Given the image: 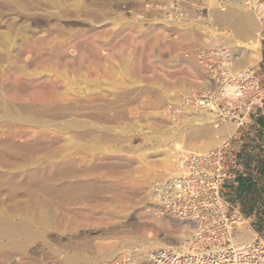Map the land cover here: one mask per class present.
<instances>
[{
	"label": "rangeland",
	"instance_id": "obj_1",
	"mask_svg": "<svg viewBox=\"0 0 264 264\" xmlns=\"http://www.w3.org/2000/svg\"><path fill=\"white\" fill-rule=\"evenodd\" d=\"M139 2L0 0V168L8 178L0 183L1 211L9 215L20 206H31L28 189L41 198L49 196L46 201L54 209L81 200L106 207L99 214L105 222L100 227H33L37 237L32 243L24 250H1L0 264H115L126 250L142 254L145 249L152 253L183 246L174 233L182 222L157 216L159 205L151 197L153 183L169 177L178 157L162 176L155 175L158 166L174 145L207 152L226 132L219 134L199 114L173 122L165 109L189 90L201 89L207 79L195 57L202 44L213 40L204 38L202 20L216 27L218 37L235 44L239 57L241 51L244 56L254 54L257 58L249 69L264 81V17L262 21L256 17L257 9L264 16V0H243L248 3L244 7L234 0H191L197 19L188 22V30L161 20L141 21L136 16L141 12ZM189 51L194 64L184 56ZM74 127L82 128L86 139H102L107 154L91 166L101 179L86 193L47 194L43 181L61 172L49 168L42 152L54 145L62 128ZM25 130L34 143H27ZM261 137L248 159L255 170L264 165ZM32 161L41 171L33 178ZM141 161L150 163L155 176L142 172ZM68 171L83 170L70 166ZM135 178L143 179L138 191L130 185ZM117 199H124L123 208ZM156 217L171 226L167 230L156 226L151 222ZM246 225L241 242L264 241Z\"/></svg>",
	"mask_w": 264,
	"mask_h": 264
},
{
	"label": "built area",
	"instance_id": "obj_2",
	"mask_svg": "<svg viewBox=\"0 0 264 264\" xmlns=\"http://www.w3.org/2000/svg\"><path fill=\"white\" fill-rule=\"evenodd\" d=\"M190 6L191 0H142L138 16L145 23L161 20L173 25L177 14H181L192 23L197 15ZM206 45L195 57L217 89L179 98L168 105V115L172 119L188 116L191 114L187 108H194L214 129L230 131L218 137L219 144L212 150L183 156L175 178L154 188L161 200L160 213L190 223L193 240L184 248L155 251L151 264H264V241L255 238L238 242L247 219L222 197L223 186L232 177L240 145L237 142L255 110L263 105L264 81L250 69L245 74L242 68L232 71L237 68L235 44L223 39L213 46ZM136 254L135 250L125 251L115 264H136Z\"/></svg>",
	"mask_w": 264,
	"mask_h": 264
},
{
	"label": "bare ground",
	"instance_id": "obj_3",
	"mask_svg": "<svg viewBox=\"0 0 264 264\" xmlns=\"http://www.w3.org/2000/svg\"><path fill=\"white\" fill-rule=\"evenodd\" d=\"M234 1L240 7H242V6L244 7V5L248 4V3L242 2L243 0H234ZM141 2H142V0H140V2H139L140 7H141ZM261 13L262 12L260 11V9L259 10L257 9L256 17L258 18L259 21H262L263 20L262 17H264L263 15H261ZM136 16H138L137 13H136ZM199 18L201 19V17H199ZM258 20H257V22H258ZM202 23H203L202 25L205 26V31L203 33L204 38L208 39V40L210 38H213V40H211V42H210V45L208 44V46H211V45L213 46V44H217L218 41H223L222 36L218 37L216 35V33L218 31H217L216 27L213 26V24H211L209 21L206 22L204 20H202ZM258 24L260 25L259 22H258ZM210 25H212V26H210ZM173 26H183L182 27V28H184L183 30H188V28L190 27V26L186 27V26H188V22L185 21L184 15H181V14H177V16L174 19ZM258 28L260 29V26ZM205 32H206V34H205ZM206 46H207L206 44H202V46L200 47L199 50L206 48ZM167 47L169 48L168 45H167ZM95 53H96V51H95ZM184 56H185V58H187L188 62H192V64H194V59H193V55H192L191 51L186 52V55H184ZM184 56H182V57H184ZM237 57H238V59H236L237 61H235L237 64V68L234 67L232 69V71L235 72L236 69L242 68V70L244 71L243 72L244 74L252 66V65L250 66V63H252L251 62L252 59L256 60V58H257L254 54L252 55L251 53L244 56L242 54V51L240 52V57H239V55ZM239 66H242V67H239ZM192 67H193V65H192ZM243 67H245V68H243ZM201 69L203 70V72L206 76L205 70L202 67H201ZM202 82H203L202 83L203 87L201 89H194V90H192V92H191V90H189L187 93H185L186 94L185 96H180V98L186 97V96L189 97V95H191V93H193V92H195V94H196V93H201V92L209 90V89H212V90L217 89V84L216 85H214L212 83L210 84V80L208 78L204 79V81H202ZM226 88L228 90H231V88L229 86H227ZM40 90H42V88ZM169 110H170V108H169ZM187 111L192 116H194V114H199L200 116L203 117V115L200 114L199 111L194 109V108H187ZM165 112L168 114V106L166 107ZM182 120H184V119H182ZM205 120H207V119L205 118ZM175 121L176 120L174 119L173 122H175ZM207 124L210 127H212L213 129L215 128L212 126V124L210 122L209 123L207 122ZM74 128H75L74 130H70V131H68L67 128H62L58 132V134L56 136V140H54L55 142H53L54 145L53 146L50 145L48 147H45V149L42 152L41 158L47 161V163L49 164V168L51 170H55L56 172H57V170H59V172H61L60 174H56L55 176H53V174H52V176L47 177L43 181L42 184H43L45 190L47 191V194H50V193L54 194V192H61V193H65V194L77 193V192L83 193L87 190L89 192V190L97 182V180L101 179L99 175H97L96 173H94L92 171L91 166H92L95 159H99V158L104 157L105 153H103V151H105V150H103L104 148L103 149L101 148V145L104 144L103 141H101L102 139L100 137H93L92 139H86V137L84 136V133L82 131V128H80V127H74ZM224 129L225 128L218 129L217 132L219 134H221V133L225 134V132H226V134H227L228 130H224ZM228 129H230V128H228ZM24 132L26 133V135H25L26 138L31 136L27 130H25ZM27 141H28L27 143H29V144L34 143L29 138ZM2 147H3V145L0 144V150H2ZM103 147H106V146L104 145ZM171 148H169L170 150L168 149L166 152H164L163 161L161 162L162 164H161V166L160 165L158 166L159 169L157 170V174H155L156 176H162L163 174H165L166 171L169 170L172 162L175 161L176 157H178V160L176 161V163L173 167V170H171L172 172H171V174H169V177L158 181V183H156V184L153 183L154 185L152 188L151 197L154 198V201H156L158 203V205L161 202V200H160V197H158V194L155 193L154 188L157 187V185H159V184H162L164 182L166 183L169 180L175 178V176L178 174V173L176 174V171H175L176 167L178 168V166L180 164L179 162L183 156L188 157L192 153L199 152L196 150H189L188 148L183 149V147L179 144L174 145V147L172 149ZM31 149H33V148H31ZM107 150H108V148H107ZM106 154H107V152H106ZM106 154H105V156H106ZM30 165H32L34 167V168L30 169V174H29L30 177L33 178V177L40 176L41 171L37 166V162L32 161ZM140 165H141L142 172H147V174L149 173L148 176L149 175L155 176L154 173H156V172L151 173V170H149L150 169L149 168L150 163L148 166L147 161H141ZM70 166H74V167H76L80 170H83V171H81L80 173H70L69 171L66 172V169ZM7 180H8L7 175L4 174V172H2V170L0 168V183L5 184V182ZM13 181L16 182L17 178H13ZM118 181L121 184H124V181H122V180H118ZM130 185L134 190L138 191V189L143 185V179L135 178L134 180H132ZM27 192L29 193V198H32V200H33V203L31 206H28V205L27 206H20L19 207L20 209H17L16 211L10 212L9 215L7 214L8 212H4L6 214H3V212L0 209V251L5 249V248L10 249V250L11 249L12 250L13 249L24 250L26 248V246L29 243H32L31 241L37 237V235L35 237L33 236V233H32L33 227H37V228L39 226L40 227H42V226H44V227L50 226L51 227L54 225L55 228L60 226L62 228L64 227V229H65V227L67 225L68 226L77 225L79 227L90 228L92 226L100 227V226H103L105 224L104 220L99 217V214L103 213L104 209H106L105 205H103V204H99V205L98 204L97 205L90 204V202L88 203V202L80 199L81 201H79L78 203H75L74 205L65 206L64 205L65 203H64L63 205L61 204L59 207H56V209H54L52 206V203H50L49 201H46L49 196L47 198L46 197L41 198L34 191H30L28 189ZM123 201H124V199H123ZM123 201L117 199V204L118 203L121 204L122 208H123V204H124ZM156 212H157V216H163V217L166 216V215H163L160 213V206L158 207ZM141 213L139 212L138 215L140 216ZM144 219H146V218H144ZM156 219H158V218L156 217ZM156 219L152 220V221L150 220L156 226L163 227V228L171 226V224H170L171 222L169 223L166 220H163V219L161 220V218L158 220H156ZM179 222H182L183 224L185 223L186 225H182V223H180V225H181V227H180V225L177 224L178 227H176V228H178V229H176V232H174L175 230L173 232L175 233V238L180 240L179 244L183 245V246L173 247L175 249L176 248H184V246L186 244H188L189 242L191 243V241L193 240V234H192L193 226L190 223L183 222L182 220L181 221L179 220ZM172 227H173V225H172ZM172 227H171V229H172ZM43 230H42V232H43ZM105 233H107V231H103V234H105ZM42 235H43V233H42ZM243 237H244V228H243V235L240 237V240L238 241L239 243H246V242H241L243 240ZM145 238H147V237H145ZM136 241H137V239H136ZM131 242H133V241H131ZM139 242L140 241H138V243ZM249 242H251V241H249ZM142 246H144V245H142ZM145 246H146V244H145ZM115 248H116V246H115ZM163 248H168V247H163ZM160 249H162V248H160ZM132 250H135V249L126 250V251H132ZM135 251L138 254V256L136 254V257H138L136 260L137 261L136 264H151V256L154 252L148 253L145 249V251L142 252V254H140L138 250H135ZM136 257H135V259H136Z\"/></svg>",
	"mask_w": 264,
	"mask_h": 264
},
{
	"label": "crops",
	"instance_id": "obj_4",
	"mask_svg": "<svg viewBox=\"0 0 264 264\" xmlns=\"http://www.w3.org/2000/svg\"><path fill=\"white\" fill-rule=\"evenodd\" d=\"M262 112L263 114H260ZM261 115L264 116L263 106L255 110L250 123L242 132L235 165L231 170L232 177L223 186L222 197L231 208H239L242 211L248 221L247 230L250 226L264 239V165L258 164L255 170L251 168V166L255 167L254 164L248 162L249 157L255 155L253 153L256 151L257 143L260 145L263 141L261 134L264 135V117ZM252 197L256 198L257 204L253 206V210L248 211L250 207L244 202L249 198L251 200ZM244 232H246L245 229Z\"/></svg>",
	"mask_w": 264,
	"mask_h": 264
},
{
	"label": "trees",
	"instance_id": "obj_5",
	"mask_svg": "<svg viewBox=\"0 0 264 264\" xmlns=\"http://www.w3.org/2000/svg\"><path fill=\"white\" fill-rule=\"evenodd\" d=\"M245 201H246V200H245ZM244 204L249 205L250 208H249L248 211H251V210H253V206H255V204H257V202H256V198L252 197L251 200H250V198H249V199H247L246 202H244Z\"/></svg>",
	"mask_w": 264,
	"mask_h": 264
}]
</instances>
